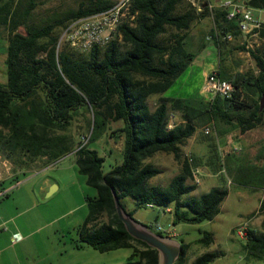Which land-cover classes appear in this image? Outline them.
Returning a JSON list of instances; mask_svg holds the SVG:
<instances>
[{
  "label": "trees",
  "instance_id": "trees-1",
  "mask_svg": "<svg viewBox=\"0 0 264 264\" xmlns=\"http://www.w3.org/2000/svg\"><path fill=\"white\" fill-rule=\"evenodd\" d=\"M183 2L131 0L134 18L120 25L114 39L104 46L79 51L68 43L59 45L64 27L74 19L109 9L115 4L113 0H84L77 8L43 22L33 19L43 0H0V38L5 33L8 41L7 81L0 82V153L8 158L16 155L21 162L40 157L50 162L74 153L79 172L97 191L94 196L86 195L88 214L77 228L74 246L88 244L102 252L131 248L130 257L117 264H159V251L128 232L118 216L114 193L132 216L134 210L151 203L164 209L172 206L174 225L212 220L220 213L229 189L215 185L198 196L192 195L197 185L190 182L192 165L184 156L183 145L206 124L218 127L224 123L243 133L264 125V109L260 108L264 55L246 45L235 46L251 53L258 70L233 72L226 64L225 48L228 36L240 33L237 21L228 18L227 9H211L208 1L197 7L190 0L189 6L180 10ZM246 3L264 8V0ZM209 16L213 19L212 40L221 50L217 72L234 84L233 96L218 95L208 100L164 96L197 56L189 48L193 23ZM260 36L264 38V27ZM206 42L204 35L199 49ZM156 94L160 96L152 108L149 98ZM171 113L181 115V121L173 126L169 125ZM81 116L89 131L86 143H77L76 136L69 132ZM113 122L121 124L113 128ZM108 133L110 137H123V160L106 171L105 157L89 142ZM209 147V163L202 165L197 156L193 157L195 165L211 171L209 165L221 155L215 143ZM157 152L171 153L181 164L180 172L167 186L150 184V179L163 171L147 162ZM225 166L234 183L264 188V166ZM128 197L136 202L134 210L127 209L124 200ZM260 212H264V196L258 212L249 216ZM146 225L169 236L155 225ZM181 242L182 251L174 264H188L189 244ZM197 242L209 246L214 234L206 230ZM244 246L254 258L264 257V220L260 230L248 228ZM223 254L206 251L190 264H209Z\"/></svg>",
  "mask_w": 264,
  "mask_h": 264
},
{
  "label": "rangeland",
  "instance_id": "rangeland-1",
  "mask_svg": "<svg viewBox=\"0 0 264 264\" xmlns=\"http://www.w3.org/2000/svg\"><path fill=\"white\" fill-rule=\"evenodd\" d=\"M82 1L84 0H43L35 10L33 19L36 22H43L51 16L77 8ZM113 1L117 3L119 0ZM192 1L197 7H201V3L205 1L209 3V0ZM245 1L237 0L242 4H245ZM189 2L190 0H184L180 10L188 7ZM211 3L216 4L217 0H211ZM252 10L255 15L264 13V8H252ZM201 19L195 21L190 29L192 44L197 42L202 31L207 35L211 33L213 25L211 16ZM250 40V48L264 55V38L257 34ZM7 43V35L4 33L0 38V82L3 83L7 81L5 48ZM74 49L79 50L75 47ZM242 53L239 50L232 53L238 68L244 72H255L257 65L254 57L247 51ZM202 80L200 71L189 65L163 95L198 99L202 90ZM159 96L156 94L149 98L152 108ZM175 119L180 122L181 115L175 113ZM120 124L113 122L112 126L116 128ZM207 125L198 127L195 134L187 139L183 145V153L184 156L194 154L204 165L210 162L209 144L217 145L221 159L209 165L212 168L209 175L204 169L202 183L197 185L193 194L198 196L207 192L213 185L227 186L229 194L221 204L220 213L212 220L200 223L180 222L174 225L173 213L164 207L155 206L140 207L134 217L145 224L159 226L164 232L171 227V237L189 244L186 255L188 264L206 251L224 253L209 264H264V257L258 259L249 254L244 246L246 237L240 235V229L245 224L248 228L259 230L262 228L264 212L257 213L253 217L249 215L258 212L264 196V188L234 183L227 169L223 171L225 164L233 167L241 163L264 166V125L243 133L239 128L220 123L218 127L212 126L211 131L206 133ZM69 132L76 136L77 143L88 141L89 131L82 116L74 121ZM122 144V137H110L109 133L96 141L89 142L90 147L97 148L105 157L106 171L123 160V151H120ZM234 145L241 147V150L236 151ZM150 160L163 169L160 174L150 179V184L167 186L181 170L180 162L171 153L159 152ZM12 161L18 164L17 177L0 187V248H4L3 254L0 255V264H117L130 257L132 249L126 247L102 252L88 244L83 248L74 246L77 228L88 214L85 197L97 194L96 189L87 184L86 176L79 172L74 153L50 162L42 157L35 161L21 162L16 155L8 158L0 153V184L6 175L12 172L14 164ZM215 165L217 167L214 169ZM56 181L60 183V188H56L54 183ZM190 182H193V179H190ZM49 183L53 184L48 192L44 193L42 189H45ZM6 191L9 192L8 196H5ZM134 207L133 199L128 198L127 208L130 210ZM106 218L105 216L103 220ZM206 230L214 234V242L209 246L197 242ZM27 231L30 235H27ZM14 233L21 236V239L16 241L23 240L26 235L27 238L21 245L14 247L12 244L13 246L9 247L10 241L14 239Z\"/></svg>",
  "mask_w": 264,
  "mask_h": 264
},
{
  "label": "built area",
  "instance_id": "built-area-1",
  "mask_svg": "<svg viewBox=\"0 0 264 264\" xmlns=\"http://www.w3.org/2000/svg\"><path fill=\"white\" fill-rule=\"evenodd\" d=\"M130 5L131 0H119L107 10L70 21L62 31L59 45L68 43L70 46L81 51H87L95 45L104 46L108 44L115 38L120 25L134 18V14H131ZM209 7L211 9L214 8L211 4H209ZM218 7L228 10V18L235 19L240 32L245 35L260 34V31L264 27L263 21L255 16L252 7L248 6L247 3L242 4L234 0H227L222 1ZM230 37L228 36V38ZM203 89L209 95V99L218 95L231 98L235 91V86L231 81L222 79L218 75L217 70H215L208 75ZM176 122L175 114L171 113L169 115V125L173 126ZM212 126V123L208 124L205 132L209 133ZM234 149L240 151L241 147L236 146ZM187 157L192 165L193 183L199 185L202 183L204 168L194 164L192 154H189ZM225 170L223 168V171ZM148 206L154 207V204L149 203ZM157 227L163 230L161 227ZM247 232L248 227L245 224L240 229V235L247 237ZM166 233L171 236V227L166 230ZM19 239H21V236L15 234L13 240L16 241Z\"/></svg>",
  "mask_w": 264,
  "mask_h": 264
},
{
  "label": "crops",
  "instance_id": "crops-1",
  "mask_svg": "<svg viewBox=\"0 0 264 264\" xmlns=\"http://www.w3.org/2000/svg\"><path fill=\"white\" fill-rule=\"evenodd\" d=\"M222 1H227V0H217V3L216 4H212L211 3V0H209V4H211V5H213V6H219L220 5V3L222 2ZM235 1V0H234ZM237 1V0H236ZM247 2V0L245 1V3ZM255 16H257V17H259L262 21H263V23H264V13H261V14H259V15H255ZM210 17V16H209ZM212 18V17H211ZM201 19V18H200ZM203 19H201V21H202ZM193 25H194V23H193ZM210 27H211V22H210ZM212 27H213V25H212ZM206 34V38H207V42L205 43V46L203 47V48H201V49H199V44L201 43V41H202V39H203V37H204V35ZM229 36H231L230 38H228V41H229V44H228V46H227V48H225V50H226V54L228 53V56H227V61H226V64L229 66V68L233 71V72H244V71H242V69H239L238 68V66L236 65V62L234 61L235 59H233V52L234 51H236V50H239V49H235L234 47L235 46H240V45H246V47H248V48H250V45H251V37L253 36V35H245V34H243V33H239V35H237V36H235V35H229ZM191 38V37H190ZM193 46L192 47H190V48H192L191 50H194V51H196L197 52V56L195 57V59L190 63V65L192 66V67H196L199 71H200V73H201V76H202V83L203 84H201L202 85V90L199 92V98H204L205 100H208L209 99V95L204 91V89H203V86H204V83H205V81H206V79H207V77H208V75L211 73V72H213V71H215V70H218V68H219V65H220V54H221V50H220V48H218L215 44H214V42H213V40H212V36H211V34L209 35H207V33L206 32H204V31H202L201 33H200V35L198 36V38H197V42L195 43V44H192ZM251 49V48H250ZM252 50V49H251ZM240 51V53L241 54H243L242 53V51H247V50H239ZM249 54H251L249 51H247ZM228 57H230V58H228ZM256 61V60H255ZM257 70H258V68H257ZM256 70V71H257ZM255 71V72H256ZM123 138V137H122ZM236 146H238V145H234L233 147L235 148ZM183 148V147H182ZM123 151V144H122V147H121V149H120V151ZM159 152H157V153H155L153 156H156L157 154H158ZM150 158H152V156L150 157ZM150 158H148L147 159V162L149 161V162H151V160H150ZM17 161V160H16ZM13 162L14 164L12 165V172H10V173H8L7 175H6V177H5V179L1 182V184H0V187H3V185L7 182V181H9V180H12L16 175H17V169H18V167H17V162ZM33 161H35V160H33ZM159 166V165H158ZM204 169H205V171H206V173H207V175H209V173L211 172V171H209L208 170V168H207V166H205V167H203ZM227 167L225 166V169H226ZM56 185V188H60L61 187V185H60V183H58L57 181L56 182H54ZM51 184H53V183H49L48 184V186L45 188V189H42L43 191H44V193H47L48 192V189H49V187L51 186ZM158 185V184H157ZM214 186V185H213ZM84 191V190H83ZM194 192V191H193ZM193 192H192V195H194L193 194ZM5 193H8V195H9V192H5ZM49 194V193H48ZM128 198H131V197H128ZM128 198H126L125 200H124V202H125V204H126V206H128ZM133 199V198H132ZM85 200H86V197H85ZM133 201H134V204H135V207L133 208V209H130V210H134L135 208H136V202H135V200L133 199ZM147 207H150V206H147ZM155 207V206H154ZM128 209V208H127ZM137 209H139V208H137ZM137 209L136 210H134L135 212H134V215H136V213H137ZM169 209H171V210H169ZM129 210V209H128ZM166 210L167 211H169V212H173L172 211V206H170V207H168V208H166ZM165 210V211H166ZM138 220V219H137ZM144 223V222H143ZM15 233H18V232H15ZM14 233V234H15ZM27 233V235H30V232H26ZM27 235L25 236V238L23 239V240H21V241H13V240H11L10 241V245H9V247H12L13 245H14V247H16L17 245H21L23 242H24V240L27 238ZM13 244V245H12ZM3 251H4V248H0V255H2L3 254Z\"/></svg>",
  "mask_w": 264,
  "mask_h": 264
},
{
  "label": "water",
  "instance_id": "water-1",
  "mask_svg": "<svg viewBox=\"0 0 264 264\" xmlns=\"http://www.w3.org/2000/svg\"><path fill=\"white\" fill-rule=\"evenodd\" d=\"M260 108L264 109V96L261 100ZM114 196L118 216L123 221L128 232L159 251V264H174L181 254L182 242L171 236L161 235L153 231L145 223L129 214L122 206L116 193H114Z\"/></svg>",
  "mask_w": 264,
  "mask_h": 264
}]
</instances>
